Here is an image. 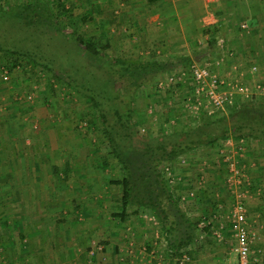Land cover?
<instances>
[{"label": "rangeland", "instance_id": "rangeland-1", "mask_svg": "<svg viewBox=\"0 0 264 264\" xmlns=\"http://www.w3.org/2000/svg\"><path fill=\"white\" fill-rule=\"evenodd\" d=\"M0 1L4 6H15L38 0ZM113 5V0H51L50 7L54 11V16L57 17L53 18L52 23L46 16L49 8L41 5L33 15L36 16L39 13L43 15V20L35 22L38 20L31 17L35 23L30 28H20L24 20L31 19L22 16L17 19L16 27L13 29L12 22L8 20L0 26V38L11 46L31 47L37 51L35 53L42 51L45 57L57 59L54 65L55 72H52L24 55L0 51V182L11 179L12 175L8 170L11 168V156L3 155L12 144V128L9 120L16 121L17 116L24 118L28 115V132L41 133L47 126L46 122L62 123L69 119L76 126L78 133H86L87 139L89 137L91 140V145L96 147L99 153L98 162L100 166L108 170L109 180L114 187L112 193L116 197L115 206L110 207L114 217L113 223L100 222V229L95 227L97 235L92 239V249H90L95 264H126V260L129 259L127 258L128 243L130 245L132 243L131 247L133 250L135 248V253L137 249L139 254L137 258L141 260L145 257L138 250H143V246L148 245L147 252L153 255L148 258H153V261L156 259L162 264H236L235 226L229 218L234 194L231 193L227 182L230 169L226 159L229 150L233 148L226 145L224 141L214 147L201 145L190 149L163 167L172 192L181 197V208L188 217L199 220L197 237L194 243L187 247L182 257L172 258L169 255L167 239L161 232L159 219L150 210L140 209L135 214L137 207L129 206L125 219L128 218L129 222L114 216L122 211L120 204L122 185L114 181L123 177V168L112 153V147L97 108L89 98L69 83L73 75L81 77L84 81L89 80L92 74L105 76L103 72L99 73L102 56H88L84 51L82 52L75 40L69 37L70 33L76 30L95 41L102 51H106L114 59L122 58L137 63L149 59L166 61L169 58L158 57V45L149 42L156 38L153 35L142 34L143 29L139 27L132 29L126 24L124 11L121 10L123 8H113ZM58 26H64L62 32L58 31ZM43 28L46 29L47 35L42 31ZM243 33L246 34V31ZM49 36L53 38L49 40ZM41 39L45 41L42 48H33L41 44ZM201 44L199 47L206 43ZM86 58L97 65V71L92 70L88 65V68L85 67ZM190 59L194 63L195 58ZM253 65L258 67L255 73L251 72ZM184 67L188 66L185 64L167 68L147 84L135 89L133 121L140 135L158 136L175 131L183 132L193 125L195 115L184 107V93L178 92L179 90L174 87L175 83L180 81L188 84L190 77L185 76L183 80H180L179 75H173L175 70ZM219 67V74L227 78L237 74V78L244 83H251L254 80L264 82V72L258 61L255 63L240 61L238 64L231 62L229 65L221 63ZM3 69H9V72L4 74ZM162 78L165 82L160 87ZM119 84H116V88H119ZM79 138L82 143H85L81 136ZM233 143L237 145L241 143L243 146L242 150H236L234 147L235 151L232 154L235 153V161L245 173L240 189L245 191L246 225L251 249L254 251L252 261L254 264H264V143L250 137L233 139ZM36 148L43 150L40 143H37ZM11 194V189L0 186V264H37L33 255H24L22 252L18 258V253H13L11 248H8L11 242L8 240L9 229L4 227L3 220L9 219L8 211L14 208L13 203L8 201ZM49 208L50 205H48ZM215 214L217 217L214 216ZM66 222L67 227H75L72 220L68 219ZM54 223L58 224V220L49 221V226H55ZM82 223L83 221H80L78 224ZM93 225L96 226V223L94 222ZM102 225H105V228ZM128 226L132 227L130 235L124 231ZM110 229L114 230V236L108 240L105 233L103 236V232ZM142 229H146L147 233H142ZM214 230H218L221 235H215ZM145 233L146 236H144ZM15 242L17 244L20 242L17 237ZM259 249L261 252H258ZM85 254H89V251ZM184 254L188 256V259H184L181 263ZM132 259L136 257L132 256ZM45 260L48 262L47 257ZM129 263H131L130 259Z\"/></svg>", "mask_w": 264, "mask_h": 264}, {"label": "crops", "instance_id": "crops-1", "mask_svg": "<svg viewBox=\"0 0 264 264\" xmlns=\"http://www.w3.org/2000/svg\"><path fill=\"white\" fill-rule=\"evenodd\" d=\"M113 1V8H123L126 24L156 38L149 42L158 45V57L195 58L194 62L199 64L212 62V69L219 73V65L208 58V53H212L217 36H221L234 53L225 60L220 53L223 64L258 61L264 72V0ZM243 22L248 24L249 34L241 31ZM16 118L9 120L12 144L3 154L11 156V168L6 169L12 175L0 182V186L11 189L8 201L14 205L8 211L9 219L3 220L4 227L9 229L8 248L18 253V258L22 252L33 255L37 264H95L90 254L92 239L97 235L95 227L99 230L100 222L113 223L110 207L116 203L109 172L100 166L96 147L86 133H78L69 119L62 123L48 121L41 133H31L28 115ZM37 143L43 150L36 148ZM68 219L75 224L74 228L66 226ZM48 220H58V224L50 227ZM80 221L83 223L78 224ZM124 221L129 222L128 218ZM128 227L124 231L130 235L132 227ZM110 230L103 232L108 240L114 236V230ZM141 232L147 233L146 229ZM131 246L128 243L129 264H162L148 258L153 257L147 252L148 245L138 250L144 254L142 260ZM87 251L89 254H85Z\"/></svg>", "mask_w": 264, "mask_h": 264}, {"label": "trees", "instance_id": "trees-1", "mask_svg": "<svg viewBox=\"0 0 264 264\" xmlns=\"http://www.w3.org/2000/svg\"><path fill=\"white\" fill-rule=\"evenodd\" d=\"M50 1L38 0L15 6H4L0 1V26L8 20L12 22L13 29L16 27L15 22L21 16L35 17L38 20L35 22H41L43 15L37 13L34 16L41 5L49 8L46 16L52 23L56 16L50 7ZM32 18L24 20L20 28L28 29L34 25ZM57 29L62 32L64 26H58ZM42 31L46 33L45 35L48 34L46 29L43 28ZM69 37L73 38L80 50L88 56H102L99 73L103 72L105 76L92 74L89 80L84 81L81 77L73 75L69 83L89 98L97 108L112 147V153L123 168V177L114 181L122 185L120 201L122 211L115 216L125 220L129 206L137 207L135 214L140 209L150 210L159 219L161 232L167 239L169 255L172 258L182 257L187 247L192 245L197 237L199 220L188 217L181 208V197L172 192L164 174V165L190 149L201 145L214 147L229 138L250 137L264 143V99L260 96L253 100L238 98L224 115H207L201 112L193 117L195 120L193 125L183 132L142 136L138 133L133 121L135 89L147 84L167 68L186 64L188 67L184 68L189 69L193 61L188 57L166 61L149 59L137 63L122 58L114 59L106 51H102L95 41L76 30H72ZM51 38L53 36H49L48 39L51 40ZM44 42L42 40L41 44L33 48H42ZM0 51L24 55L42 65L43 68L55 72L54 65L57 59L45 57L42 51L38 50L39 52L35 53L37 51L31 47H14L2 38H0ZM80 54L83 55V53ZM86 60L85 67L88 65L92 70L97 71V65L92 64L87 58ZM116 84H119V88H116ZM174 87L179 90L178 92L184 93L183 99L194 91L189 82L185 84L180 81L175 83Z\"/></svg>", "mask_w": 264, "mask_h": 264}, {"label": "built area", "instance_id": "built-area-1", "mask_svg": "<svg viewBox=\"0 0 264 264\" xmlns=\"http://www.w3.org/2000/svg\"><path fill=\"white\" fill-rule=\"evenodd\" d=\"M241 31L250 33V28L246 22L240 24ZM212 53H208V58L216 61L217 65L222 63L220 58L224 56L233 57L234 53L230 50L229 44H226L223 37L217 36L214 47L211 49ZM215 57V58H214ZM20 67V66H18ZM257 65L251 67V72H257ZM4 74L9 72V69L2 70ZM173 75H179L180 80H183L185 76H189V83L193 86V92L191 95H187L183 99L184 107L195 116L201 112L207 115H224L228 113L229 109L234 105L235 101L240 98L242 100H253L256 97H262L264 99V82L253 81L251 83H244L237 74L235 76H229L228 78L220 75L218 72L212 69V62H205L202 64L194 62L189 69L181 68L175 70ZM163 77V76H162ZM165 79L160 80V87L163 86ZM242 139V138H241ZM226 145H229L232 150H229V154L226 156L229 162V177L228 185L231 193L234 194V202L231 206L229 218L235 226L236 244L234 247V253L236 255V264H254L253 253L251 249V240L249 237V231L247 228V206L245 202L244 190L240 189V185L243 184L245 179V173L235 161V153L233 151L242 150L241 143H233V139H227ZM233 146V147H232ZM214 216L217 217L215 214ZM204 223V222H202ZM215 235L220 236L221 233L218 230H214ZM258 252H261L259 249ZM258 256V255H257ZM184 259H188L186 254L183 255L181 263Z\"/></svg>", "mask_w": 264, "mask_h": 264}]
</instances>
